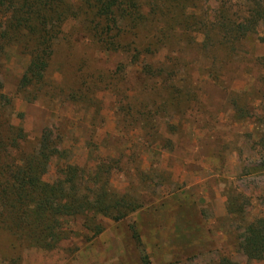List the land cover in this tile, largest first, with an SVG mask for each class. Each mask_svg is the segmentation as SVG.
<instances>
[{
	"label": "rangeland",
	"instance_id": "obj_1",
	"mask_svg": "<svg viewBox=\"0 0 264 264\" xmlns=\"http://www.w3.org/2000/svg\"><path fill=\"white\" fill-rule=\"evenodd\" d=\"M68 1L41 89L18 87L29 57L0 52L8 113L26 134L19 152L49 131L44 181L76 165L93 189L103 172L138 209L97 215L98 234L87 226L96 214L66 218L46 250L0 204V264H264L244 250L264 226V0H138L145 18H123L115 49L90 2Z\"/></svg>",
	"mask_w": 264,
	"mask_h": 264
},
{
	"label": "trees",
	"instance_id": "obj_2",
	"mask_svg": "<svg viewBox=\"0 0 264 264\" xmlns=\"http://www.w3.org/2000/svg\"><path fill=\"white\" fill-rule=\"evenodd\" d=\"M88 2L95 9V16H99L96 34L110 49L121 45L120 37L126 31L121 25L123 18H145L143 4L138 0ZM68 3V0H0V52L16 50L17 54L29 57L18 86L21 91L27 92L32 87L41 89L55 40L75 12L73 5ZM256 21L252 17L249 24H245L246 28L240 23L235 31L249 30ZM2 65L0 56V68ZM13 106V99L2 90L0 71V204L8 214H13L12 222L18 235H26L31 244L50 250L63 238V220L66 218L96 214L87 226L98 234L104 230V225L102 220L96 222L97 215L119 221L138 209L124 195L110 194L103 181V172L94 177L93 189H88L82 182L83 176L76 165L63 166V176L58 182L44 181L43 174L56 154L51 134L46 131L38 148L21 155L19 151L26 134L21 125L12 123L13 111L8 113V110ZM13 151L17 152L16 156ZM85 188L88 193L83 191ZM244 250L250 259L264 258L263 225L246 239ZM222 264L239 263L224 259Z\"/></svg>",
	"mask_w": 264,
	"mask_h": 264
}]
</instances>
